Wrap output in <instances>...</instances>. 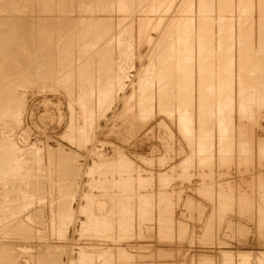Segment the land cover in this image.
Segmentation results:
<instances>
[{
	"label": "rangeland",
	"instance_id": "374dc122",
	"mask_svg": "<svg viewBox=\"0 0 264 264\" xmlns=\"http://www.w3.org/2000/svg\"><path fill=\"white\" fill-rule=\"evenodd\" d=\"M159 1L131 0L130 3H127V0H124V5L120 7L123 0H0V94L2 92L7 94L5 97L3 93L0 95L2 96V98L0 97V107L3 106L7 109L3 111L0 108L2 109L1 113H5H0V146H2L0 149H5L4 151L0 150V157L2 158L0 160L2 163L0 164V264H224L227 259L225 258L226 253H230L229 259L232 260L233 264H239L241 257H248V264H262L261 256L264 253V102L262 98L264 96L261 95L264 94L261 93L264 90V61L260 62L259 57L261 56L262 59L264 57V53H262L264 51L262 49L264 47V41L262 42V38L264 40V8L261 9L262 4L259 5V0H250L251 2L240 0V4L246 2L245 4L249 5V7L247 5L248 8L244 5L246 9L244 13V6L241 4V14L244 13L248 16H245L247 18L245 20V17L243 18L239 13L241 7H239L240 4L238 5L237 0H231L233 6H228L230 0L229 2L226 0L228 2L226 4H222L219 0L223 7L218 0H209L210 8L215 6V10H212L211 14L209 13L210 9L208 10L209 14L206 13V6L208 8L209 6L204 3H207V0H202L206 9L203 6L200 7L201 0H164V2L161 0L163 4H160ZM212 1L214 3H210ZM257 2H259L258 5ZM159 5H162L161 8ZM152 6H154L152 10H147ZM217 6L222 9L227 6L225 9L228 11L223 9L225 11L223 12ZM217 9L227 15L223 14L222 16V12L218 14L219 10ZM260 10L263 12H261L262 14L259 13ZM200 11L203 21H207L209 27L211 25L209 16L212 13L217 16L214 17L216 18L215 22L211 21L215 33L212 25L211 32H208L210 30L207 26L206 32L208 33H205L207 23L203 22L205 25L203 23L201 25L205 28L200 26L202 19H198L200 16H197V13L201 14ZM180 13L187 15L184 17ZM203 13H206V18H204L206 15L204 16ZM187 16L190 17L189 19L197 17L196 20L194 19L195 21L191 19L189 22V19H186ZM220 16H225L227 19L231 17V20L228 21H233L232 24L229 22L231 26L234 24L232 28L227 19H221ZM237 16H241L242 21ZM211 17L213 18V16ZM207 18L209 19L206 20ZM173 19H177V23L180 20L182 23L183 21L186 23L180 22L182 25L180 23L178 25L175 21L172 22ZM220 20L227 22V25L225 22L224 24L221 23ZM243 20L249 21L245 23ZM196 22L200 23L198 25L201 27L200 30L196 28ZM187 23L190 26L186 25ZM191 23L196 26L191 25ZM219 23H221L220 27ZM252 23L254 30L252 27L251 37H254L250 39L249 28ZM240 24L244 28L243 37L245 40L247 39L246 41L249 40V42L252 40L251 44L247 42L248 45L250 44L249 47L247 44L244 46L251 47L252 51L251 48L237 46L238 40L235 41L234 38L244 39L241 38L243 33L240 34L241 31L239 32V29L242 30L241 26H238ZM258 25H260L261 30L257 28ZM177 26L179 30L176 28ZM182 26L184 28L186 26L185 29L188 34L184 30L185 33L182 31L183 35L189 37L186 38L179 33ZM227 26L230 29L234 28L233 31H229ZM194 28L202 34H196L197 31H194ZM220 28H223L220 31L222 35L226 34L225 37H227L228 31L229 34H232V36L228 35L230 40L227 41L222 36L224 37L223 40L219 32ZM175 29L179 31L174 32L175 35L178 33L177 35L182 38L174 37L172 31ZM138 30L141 32L139 31V33ZM142 31L145 34L148 33L145 35L147 36L145 39H143ZM203 31L205 34L200 37L203 35ZM225 31L226 33H224ZM246 31L248 38L245 34ZM237 32H239L240 37L236 35ZM164 33L168 37L164 36ZM193 33L200 37V41L206 36L205 38L209 40H207L208 43L210 40L212 41L209 44L211 45L210 48L215 43V48L218 50L207 47L205 52L203 46L206 47L207 45L204 38L205 40L200 43L202 50L204 49L202 52L199 49L201 45L196 44V40L199 43V39ZM207 34L208 36L213 34L218 41L213 36V38L211 36H209L210 39L207 38ZM217 35L222 39L220 40ZM160 36L162 37L160 38ZM184 37L189 40L190 44L192 42L195 45L193 49L196 50L198 47L196 51L191 49L193 45L187 43L188 40L184 41L186 40ZM191 37L197 38L193 40L194 43L193 41L190 42ZM171 38L174 41H171ZM150 39L151 41H149ZM231 39L235 42L232 41L230 44ZM139 40L142 41V44ZM161 40L165 41V47L160 46L159 41ZM175 40H177V44L180 40V46L179 44L177 46ZM253 40L255 41L253 42ZM168 41H170V45H168ZM182 41H184L183 44ZM260 41L262 43H259ZM119 42L122 44L120 45ZM163 42L161 41V44ZM171 42H173L172 44L175 43L177 47H174L175 45L173 46ZM218 42L222 43L221 45H225L227 42L230 44V46L223 45V49L229 51H224L225 55L226 53L228 56L230 54L231 57L234 56L233 59L235 60L230 57L227 60L228 57L222 52L216 55V52L219 51L216 44L218 47L220 46V49L222 47ZM184 43H187L186 47L189 44L187 50ZM256 43L259 49L263 50L260 51L261 55L257 50ZM157 45L160 49L164 47V50L161 49V52L158 48L159 52H157ZM179 47L185 49L186 52L191 49L192 52H181L182 55L185 54L184 56L188 55L184 58L181 53H178L179 50H183ZM234 47L236 50H240L239 57L242 54L246 59L243 56L239 59L238 53L237 58L232 55L231 53L236 51ZM126 49L129 51L131 49L132 54L131 51L128 53ZM172 49H176V51ZM198 49L200 51V53L198 52L199 59H197ZM208 49L211 51L209 52ZM212 49L214 50L213 55L211 54ZM207 50L210 54L207 53ZM256 50L259 55H255ZM250 51L255 56V58L254 56L250 57L252 62L245 56L248 54L252 56ZM163 53L165 55L167 53L166 56L168 57L164 58V55L159 60L165 59L163 66L167 72L170 73L168 69L172 68L170 63L173 64L176 61L179 66L181 64L180 70H184L187 65L185 62L191 59L190 62H187L189 67L186 66L189 70L186 68L179 75V66L173 64V69L176 70V73L173 70L175 75L173 71H171L173 76L171 74V76L166 75L169 73L162 70L163 66L159 64V61L157 63L150 60L154 57L153 60L157 61L159 58L157 56H161ZM202 53L205 55L204 57L201 55ZM221 53L228 61L227 63L222 55L219 56ZM168 54L174 60L179 56L178 61L171 60ZM135 55L139 56L136 58ZM215 55L222 59L220 61L223 64L220 61L218 63L219 57L216 59ZM200 56L205 58L204 61H201ZM212 56L216 59L212 58L215 63L222 64L221 66L215 64L217 66L214 68V75L212 74L214 62H208ZM180 57L183 60H180ZM192 59L195 62H199V60L202 62L198 64L200 68L206 63L205 69L208 68L211 72L208 69L198 68L197 63H191ZM236 59L241 62L249 61L247 67H244L246 70L243 67L241 69L244 70L243 73L246 72L247 74H243L242 71L239 72L240 69H237L247 63L243 62L240 65L241 62L238 61L237 64L234 62ZM256 59L257 61H255ZM150 61L151 63L154 62L155 66L154 63L153 65L149 63ZM166 62H168L167 66ZM229 62L234 68L230 67ZM190 63L193 65L192 68ZM209 63L213 67L210 66L209 68ZM159 65L162 68L159 67L158 70ZM226 65L227 69L232 68L233 70L230 69L229 72V69L222 68L224 71L220 70V73L226 74V70L229 72L227 73L229 76L227 74L225 76L224 73L219 74L218 71L219 67L226 68ZM152 66L157 68L152 69ZM190 69L194 72H191ZM154 70L156 74L157 70L160 71L161 75L158 73V77L156 74H151L155 73ZM162 71H164V75H162ZM202 71L204 73L207 71L209 74L206 72V76L202 75ZM234 72L233 75L239 72L241 75L239 73L238 75L241 79L245 76L246 78L240 80L238 75L232 77L231 74ZM183 73L184 77L182 78ZM177 74L179 78L176 77ZM188 74L195 76L192 77L195 84L198 82L193 88L192 80L189 81L190 84L188 82L191 79L190 76L188 79ZM242 74L244 77H241ZM211 75H213V79ZM148 76H151L150 81ZM174 76L178 80L185 78L187 80L184 81L187 82L182 80L177 82ZM170 77L171 79L174 77L173 81L175 79V84L172 85L173 88L175 86V90L172 88V91L169 86L174 82ZM199 77L204 78V80L205 77H208L206 78L208 81L202 80V83H199V81L201 82ZM217 77L220 79L224 77L225 79L222 81H219V78L215 79V82H220V84L216 82L215 85L218 84L222 87L227 85L226 81H228L230 86L233 85L231 87L233 95H229L231 92L228 85L226 86L227 89L226 87H219V90L214 88L215 85L212 83ZM236 77L241 83L245 81L242 83L243 87L245 86L243 94L240 93L242 92L241 89L238 92L241 83L239 84ZM161 78H167V80L164 79L165 83L164 81L162 83L168 85L169 91L166 89L167 85L164 87L162 85L163 88H161V82L159 83L162 81L159 80ZM170 80L172 83L169 85L166 82H170ZM149 82L151 83L148 85ZM179 82L183 84L181 85ZM177 83L180 86L185 85V87L179 85L177 87ZM187 83L190 87L188 89L186 88L188 87ZM143 84H145L146 90H153L152 93L150 90L142 91L145 90ZM151 84L153 88H151ZM198 84L202 89L196 88ZM205 85L210 87L206 86L204 90L202 86L205 87ZM12 86L15 88V90L12 89L16 94L11 93V88L8 90ZM207 87L209 90L206 91ZM182 88H186V90ZM220 88L224 92L225 89L229 91L230 99L222 96L224 93ZM4 89L7 90L4 91ZM180 89L184 90V93L180 92ZM192 89L196 90L193 92ZM211 89L214 92L218 91V94L216 92L215 94L214 92L210 93ZM187 90L190 93H187L186 96ZM198 90L202 94L203 90L208 92L210 96L214 94L211 97V99L216 97L215 100L213 99L214 102L213 100L210 101L209 95L207 96L205 92L202 95ZM258 90L261 91L260 95ZM157 91L158 93L163 91V93L157 94ZM166 91L168 94L171 92L168 95ZM177 92L178 94L175 95ZM219 92L224 98L220 97V102H223L224 106L226 102L227 105L229 104L230 108L228 109L231 114H228V110L226 111V106L222 107L228 113L223 111V108L222 110L219 109L221 106L217 108L218 105L215 104L222 116L216 111V108L213 109L216 111L215 113H212V109L208 108L214 107L212 104L219 102L216 100L220 96ZM144 93L148 94L145 96L148 98H146L147 100H149L148 96L153 95L150 99L152 103L143 99ZM13 94L18 97L13 96ZM192 94H195V102ZM160 95H164L165 98L168 96L170 98L173 95L175 100L173 99L174 101L170 105L169 100L172 98H167L169 100L166 99L164 102L163 99L165 98L163 96L161 98ZM176 96L180 97L179 101L181 100L183 104L178 101ZM182 96L184 98H181ZM13 97H16V100L20 97L22 100L16 101ZM188 97L190 99L193 97L191 104H188V100L190 103ZM12 98L16 102L11 101ZM160 98L163 107H160L161 104H159L160 106L157 108ZM200 98L202 99L200 100ZM239 98H244L241 100L245 102L244 107L246 105L244 110L243 102H241L242 104L238 102ZM225 99L228 100L225 101ZM204 100L206 102L209 100L211 106L207 104L208 102L205 104ZM257 100L263 103L261 104ZM1 101L3 105H1ZM10 101L14 104L11 105ZM184 101L186 102L185 106H191L194 103L195 105L189 106V110H187L185 109L187 107H182ZM197 101L200 104L199 102L196 103ZM85 102L88 104L86 105ZM6 103L8 104L6 105ZM16 103L21 106L15 107ZM164 103L167 107L163 105ZM239 103L242 108H240ZM143 104L149 105L147 109L149 115L140 117V108ZM201 104L203 106L200 107ZM13 105L15 109H19L18 112L17 109L13 111ZM205 106L206 110L204 109ZM181 107L184 110H180ZM163 108H169V110L170 108L171 110L178 108L179 111L176 110V112L174 109L172 111L174 113L171 112L170 114L169 110L167 112ZM199 108H202L203 111ZM9 109L12 111L9 112ZM185 110L186 113L184 114ZM198 110L206 116L211 117L213 114L211 119H215L210 121L209 116L205 118V115H202L201 117L202 113ZM151 111L154 113L150 115ZM207 111L210 112L207 113ZM12 113L14 115H10ZM186 115H190L192 121ZM229 115L232 121L230 118L227 119ZM221 117L224 119H220ZM207 119L210 121H208L209 123ZM3 120L6 121V125H4ZM219 120L222 122L219 123ZM188 121H190L189 125ZM229 121L232 122V125ZM202 122L206 124H202ZM191 123L193 124L192 127ZM223 123L228 127L219 128V126L224 125ZM183 126L187 129L184 130L185 127ZM226 128L232 129L229 132ZM188 131L189 134H187ZM222 131L225 134L221 133ZM4 140L5 142H3ZM224 141L229 144H224ZM13 143L17 146L15 147ZM11 144L15 148H11ZM14 149L15 155L12 151ZM2 152L8 156L11 155V162L8 160L10 157L7 156V159L6 155L4 156V159L10 163L6 160L3 161L2 156L4 154H1ZM17 158L18 163H16L17 161L14 162ZM150 197H152V206L149 207L148 200ZM144 201L148 203L147 206ZM241 252H246L248 255ZM81 253L87 254L80 262ZM124 256L128 258L126 257V259Z\"/></svg>",
	"mask_w": 264,
	"mask_h": 264
},
{
	"label": "bare ground",
	"instance_id": "6f19581e",
	"mask_svg": "<svg viewBox=\"0 0 264 264\" xmlns=\"http://www.w3.org/2000/svg\"><path fill=\"white\" fill-rule=\"evenodd\" d=\"M129 1L131 2V0H127V3H128ZM162 1L164 2V0H162ZM162 1H161V0L159 1V2H161L160 4H163ZM184 1H185V0H184ZM203 1H205V0H203ZM203 1L201 0V2H200V3H201V6H200L201 8H202V6H203V4H202ZM208 1H209V0H207V3H204V4L207 5V4L209 3ZM218 1H219V0H218ZM218 1H216V2H218ZM237 1H238V5H239V4H240V2H239L240 0H237ZM242 1H243V0H242ZM248 1H250V0H248ZM248 1L246 0V2H248ZM253 1H254V0H253ZM130 2H129V3H130ZM142 2H144V1H142ZM224 2H225V3H224ZM226 2H227L226 0H225V1H222V0H221V3H222V4H226ZM228 2H229V0H228ZM228 2H227V3H228ZM231 2H233V1L230 0V3H231ZM244 2H245V1H244ZM246 2H245V3H246ZM250 2H251V1H250ZM259 2H260L259 5L262 4V5H261V9L263 10V8H264V0H259ZM259 2H257V5H258ZM122 3H123V4H122ZM125 3H126V2H125ZM183 3H184V2H183ZM187 3H188V2H187ZM210 3H214V2L212 1V2H210ZM221 3H220V1H219V4L223 7V5H222ZM230 3H229V4H230ZM235 3H236V2H235ZM245 3H242V2H241V4H242L243 6L245 5V6L247 7L248 4L246 5ZM54 4H55V3H54ZM118 4H120V3L118 2ZM219 4H217V5L220 6ZM229 4H228V6H233L232 3H231V5H229ZM241 4H240L239 7H241ZM249 4H250V3H249ZM252 4H254V3L252 2ZM121 5H124V0H123V2H121L120 7H121ZM198 5H200V4L198 3ZM206 5H205V6H206ZM210 5H211V4H210ZM212 5H214V4H212ZM238 5H237V7H238ZM250 5H251V4H250ZM254 5H255V4H254ZM154 6H155V5H154ZM154 6L148 8L147 10H152V8H154ZM156 6H158V5H156ZM160 6H162V5H159V7H160ZM181 6H183V5H181ZM181 6H180V7H181ZM205 6H203V8H205ZM208 6H209V4H208ZM218 6H217V7H218ZM245 6H244V9H243V10H244V13H245V11H246ZM252 6H253V5H252ZM262 6H263V7H262ZM114 7H115V5H114ZM214 7H215V6H211V8H212V9H211L210 6H209V8L206 6V8H207V12H206V13H207V14H209V13L211 14L212 10H215ZM235 7H236V6H235ZM235 7H234V8H235ZM239 7H238V8H239ZM248 7H249V5H248ZM248 7H247V8H248ZM253 7H254V6H253ZM253 7H252V8H253ZM109 8H110V7H109ZM112 8H113V7H112ZM112 8H111V9H112ZM117 8H118V7H117ZM155 8H156V7H155ZM160 8H161V7H160ZM181 8H182V7H181ZM193 8H194V7H193ZM198 8H199V6H198ZM198 8H197V9H198ZM201 8H200V10H201ZM206 8H205V9H206ZM213 8H214V9H213ZM218 8H220V10L222 9L221 7H218ZM225 8H227V6H225ZM225 8H223V9L226 10V11H228V10L225 9ZM229 8H231V7H229ZM229 8H228V9H229ZM119 9H120V8H119ZM164 9H165V8H164ZM166 9H167V8H166ZM190 9H191V8H190ZM197 9H196V10H197ZM205 9H204V10H205ZM209 9H210V12L208 13V10H209ZM223 9H222V11L225 12ZM236 9H237V8H236ZM250 9H251V6H250ZM259 9H260V8H259ZM24 10H25V9H24ZM177 10H178V9H177ZM217 10H219V9H217ZM220 10L218 11V14H220L219 12H222V11H220ZM233 10H234V9L232 8V11H233ZM239 10H240V9H239ZM251 10H252V9H251ZM25 11H26V10H25ZM84 11H85V10H84ZM117 11H118V10H117ZM129 11H130V10H129ZM202 11H203V10H202ZM205 11H206V10H205ZM232 11H231V12H232ZM252 11H253V10H252ZM258 11H259V10H258ZM263 11H264V10H263ZM49 12H50V11H49ZM96 12H97V11H96ZM145 12H146V11H145ZM197 12H198V11H197ZM200 12H201V11H200ZM213 12H214V11H213ZM223 12H222V16H223V14H225V13H223ZM233 12H234V11H233ZM233 12H232V13H233ZM238 12H239V11H238ZM241 12H242V7H241V10H240L239 13L241 14ZM261 12H262V11L260 10L259 13H261ZM151 13H152V12H151ZM206 13H203L204 16L206 15ZM229 13H230V12H229ZM244 13H243V15H244ZM247 13H248V10H247ZM247 13H246V14H247ZM262 13H263V12H262ZM262 13H261V14H262ZM53 14H54V13H53ZM216 14H217V13H216ZM218 14H217V15H218ZM261 14H260V16H261ZM263 14H264V13H263ZM2 15H3V13H2ZM177 15H178V13H177ZM177 15H176V17H177ZM180 15L182 16V15H184V14H181V13H180ZM186 15H187V14H186ZM186 15H184V17H185ZM190 15H191V14H190ZM190 15H188V16H190ZM201 15H202V12H201L200 15H199V13H197V16H200V17H201ZM226 15H227V14H225V16H226ZM231 15H232V14H231ZM241 15H242V14H241ZM243 15H242V17L244 18L246 15H244V16H243ZM100 16H101V15H100ZM178 16H179V15H178ZM188 16H187V17H188ZM191 16H192V15H191ZM197 16H196V17H197ZM208 16H209V15H208ZM211 16H213V18H212ZM211 16H209V18H211V19L207 18L206 20L209 19L210 24L212 25V22H211V21L215 22V19H216V18H214V17H217V16H215V14L213 15V13H212ZM218 16H219V15H218ZM222 16H220L219 18H221V19H222V18H223V19H227V18H225V16H224V17H222ZM262 16H263V15H262ZM89 17H90V16H89ZM142 17H143V16H142ZM145 17H146V16H145ZM193 17H194V16H193ZM196 17H195V18H196ZM200 17H198V19H202L201 22H200L201 24L199 23L200 26L203 25L204 23H207V21H206V22L203 21V18H202V17L200 18ZM206 17H207V15H206L204 18H206ZM232 17H233V16H232ZM237 17H238V16H237ZM239 17H240V18H239ZM239 17H238V18L241 19V21H242L243 18H241V16H239ZM246 17H248V16H246ZM246 17L244 18L245 20L247 19ZM37 18H38V17H37ZM96 18H97V17H96ZM152 18H153V17H152ZM173 18H174V16H173ZM189 18H190V17H188V18H186V19H189ZM195 18H194V19H195ZM230 18H231V17H229V18L227 19V22H228V23L231 22V21H228ZM259 18H260V17H259ZM2 19H3V18H2ZM66 19H67V18H66ZM186 19H185V20H186ZM191 19H193V18L191 17ZM191 19H189V22H191V21H190ZM194 19H193V21L196 20V19H195V20H194ZM212 19H214V20H212ZM24 20H25V19H24ZM92 20L94 21V18H92ZM121 20H122V19H121ZM135 20H136V19H135ZM176 20H177V19H175V20L173 19L172 22L174 23V21H175V22L177 23ZM179 20H180V19H179ZM182 20H183V18H182ZM204 20H205V19H204ZM230 20H231V19H230ZM102 21H103V20H102ZM142 21H143V20H142ZM151 21H152V19H151ZM217 21H218V18H217ZM241 21H240V22H241ZM243 21H244V20H243ZM248 21H249V20H248ZM248 21H246V22L244 21V22L247 23ZM263 21H264V17H263ZM263 21H262V23H263ZM146 22H147V21H146ZM180 22H181V20L179 21V23H180ZM184 22L186 23V21H183V23H182V22H181V23L184 24ZM187 22H188V21H187ZM198 22H199V20H198ZM203 22H204V23H203ZM220 22H221V20H220ZM224 22H225V21H222L221 23L224 24ZM227 22H225V23H226L225 25H227ZM232 22H233V21H232ZM232 22H231V24H232ZM61 23H62V22H61ZM144 23H145V22H144ZM173 23H172V24H173ZM176 23H175V24H176ZM179 23H177V24L179 25ZM181 23H180V25H182ZM202 23H203V24H202ZM217 23H218V22H217ZM221 23H219V27H220ZM241 23H242V22H241ZM245 23H243L244 26H245ZM259 23H260V20H259ZM262 23H261V26H263ZM141 24H142V23H141ZM151 24H152V23H151ZM175 24H174V25H175ZM193 24H194V23H193ZM193 24L191 23V25H193ZM196 24H197V27H196V28H198V30H200L199 28L204 27V26L199 27V26H198L199 24H198L197 22H196ZM208 24H209V23H207L206 25L204 24V25L206 26V28H207ZM213 24H215V23H213ZM229 24H230V23H229ZM229 24H228V25H229ZM231 24H230L229 26H231ZM142 25H144V24H142ZM186 25L190 26V24H188V23H187ZM194 25H195V24H194ZM211 25H210V27L208 26V27H209V30H210V28H211ZM233 25H234V24H233ZM233 25H232V26H233ZM235 25H236V24H235ZM246 25H247V24H246ZM251 25H252V26H250V24H249V26H250V28H249V29H250V31H249V32H250V33H249L250 37H251V35H252V34H251V29H252V27L254 26V24L252 23ZM149 26H150V25H149ZM172 26H173V25H172ZM188 26H187V27H188ZM195 26H196V25H195ZM214 26H215V25H214ZM229 26H227L226 28H229V31L231 30V32H232L234 28H233V29H230ZM232 26H231V28H232ZM238 26L240 27L241 24L238 25ZM258 26H259V27H257V28H259V30H261L260 25H258ZM94 27H95V26H94ZM145 27H146V26H145ZM182 27H183V28H182ZM182 27L180 28V29H181L180 32L178 31V30H179V29H178V28H179L178 26L176 27L178 30L175 29V31H172V30H171V31H172V33H174V32L177 31V32L181 33L182 36H185V35H183L182 31L184 32V30H185V32H186V29H185L186 26H185V28H184V26H182ZM212 27H213V25H212ZM221 27H222V26H221ZM224 27H225V26H224ZM224 27H223V28H224ZM242 27H243V26H241V28H242ZM140 28H141V27H140V25H139V29H140ZM142 28H143V26H142ZM150 28H151V27H150ZM150 28H149V29H150ZM166 28H167V27H166ZM170 28H171V27H170ZM170 28L168 29V30H169V33H170ZM173 28H174V26H173ZM192 28H193V27L191 26V29H192ZM204 28H205V27H204ZM223 28H220V29H219V32H220V33H221L220 30L223 29ZM236 28H237V27H236ZM263 28H264V27H263ZM42 29H43V28H42ZM182 29H183V30H182ZM202 29H203V28H202ZM202 29H201V30H202ZM211 29H212V28H211ZM238 29H239V28H238ZM247 29H248V26H247ZM249 29H248V30H249ZM144 30H145V28H144ZM164 30H165V29H164ZM187 30H190V29L187 28ZM192 30H193V29H192ZM195 30H196V29L194 28V31H195ZM207 30H208V28L205 30V33L211 32V30L208 31V32H206ZM213 30H214V27H213ZM224 30H225V28H224ZM235 30H236V29H235ZM248 30H247V31H248ZM253 30H254V27H253ZM259 30H258V31H259ZM262 30H263V29H262ZM131 31H132V30H131ZM139 31H140V30H138V32H139ZM190 31H191V30H190ZM196 31H197V30H196ZM216 31H218L217 28H216ZM222 31H223V30H222ZM226 31H228V29H226ZM226 31H225L224 33H226ZM229 31H228V32H229ZM240 31H241V32H240ZM243 31H244V28H242V30L239 29L240 34H242ZM247 31L245 32V34L247 33ZM140 32H141V31H140ZM140 32H139V33H140ZM146 32H147V29H146ZM164 32H165V31H164ZM185 32H184V33H185ZM197 32H199V33H197ZM197 32H196V34H199V35L202 34L200 31H197ZM212 32H213V31H212ZM228 32H227V34H228L229 36H232V34H231V33L229 34ZM234 32H235V31H234ZM239 32H237L238 34H236V35H238V36L240 37ZM262 32H263V31H262ZM167 33H168V31H167ZM205 33H204V31H203V35L200 36V37H203ZM214 33H215V30H214ZM106 34H107V33H106ZM147 34H148V33H147ZM147 34H145V33L142 31V35H143V37H144L143 39H145V37H147V36H145V35H147ZM177 34H178V33H177ZM177 34L175 35V33H174L173 35H174V37H176V38L178 39L179 36H178ZM186 34H187V32H186ZM190 34H191V32H190ZM210 34H211V33H210ZM247 34H248V33H247ZM247 34H246V37H247ZM261 34H262V33L260 32V35H261ZM149 35H150V34H149ZM173 35H172V37H173ZM179 35H180V34H179ZM187 35H188V34H187ZM191 35H192V34H191ZM191 35H190V36H191ZM193 35H194V33H193ZM214 35H215V34H214ZM220 35H221V37H222V36H224V37L226 36V34L222 35V33H221ZM228 35H227L228 38L225 37V40H227V41H228V39L230 40V38H229ZM253 35H254V34H253ZM260 35H259V36H260ZM164 36H166L165 33H164ZM194 36L196 37L197 35H194ZM194 36H192V37H194ZM207 36H208V34H207ZM209 36H211V35H209ZM209 36H208L207 38H209ZM212 36H213V34H212ZM212 36H211V37H212ZM218 36H219V35H217V37H218ZM233 36H234V33H233ZM238 36H237V37H238ZM243 36H244V33H243V35H242L241 38H244ZM47 37H48V36H47ZM75 37H76V36H75ZM138 37H141V36L138 35ZM161 37H162V36H160V38H161ZM166 37H168V36H166ZM170 37H171V34H170ZM180 37H181V36H180ZM180 37H179V38H180ZM185 37H186V36H185ZM185 37H184V38H185ZM187 37H189V36H187ZM187 37H186V38H187ZM192 37H191L190 42L193 41V40H196V39H197V38H196V39H195V38L193 39ZM197 37H198V36H197ZM200 37H198V39H199ZM205 37H206V36H205ZM205 37H204V38H205ZM213 37H214V36H213ZM213 37H212V38H213ZM219 37H220V36H219ZM221 37H220L219 39L221 40V39L223 38V40H224V37H222V38H221ZM253 37H254V36H252L250 39H252ZM262 37H263V36H262ZM262 37H260V38H262ZM102 38H104V37H102ZM129 38H130V36H129ZM181 38H182V37H181ZM186 38H185V39H186ZM204 38H203V40L206 39V38H205V39H204ZM214 38H215V40L217 39L216 37H214ZM241 38H240V39H241ZM247 38H248V37H247ZM146 39H147V38H146ZM162 39L165 40L166 38H162ZM171 39H172L171 41H174L173 38H171ZM189 39H190V38H189ZM209 39H210V38H209ZM234 39H235V41H237V40L239 41V42L237 41V44H238L237 46H239L240 48H241V47H243V48H247V47L244 46V44H247V42H249V40L246 41L247 39L245 40V38H244V39H241L242 41L239 40L238 38H234ZM236 39H237V40H236ZM129 40H130V39H129ZM137 40H138V39H137ZM141 40H142V39H141ZM159 40H160V39H159ZM169 40H170V39H169ZM187 40H188V39H186V40H184V41L186 42ZM203 40H202V41H203ZM207 40H208V39H206V41H205V44H206L207 46H206V47L203 46V47L205 48V52H206V48H207V47H209V49H211L212 47H213L214 49H216V48H215V43H214V42H216V41L213 39V40H214V42H213L214 44H213V43H212V44H213L214 46H212V47L210 48L211 45H209V44H211L212 41L210 40V43H208ZM244 40H245V41H244ZM47 41H48V40H47ZM149 41H151V39H150ZM161 41L163 42V40H161ZM161 41H159V42H160V43H159L160 46H161V45L164 46L165 41L163 42V44H161ZM179 41H180V40H178V44H179ZM184 41H182V44H183ZM196 41L198 42V40H196ZM196 41H195V42H196ZM202 41H200V39H199V43L196 42V44H200V43H202ZM208 41H209V40H208ZM217 41H218V39H217ZM232 41H233V39H231V41H230L229 43L231 44ZM235 41H233V42H235ZM251 41H252V40H251ZM251 41L249 42L250 44H251ZM254 41H255V40H253V42H254ZM263 41H264V40H263V38H262V42H263ZM45 42H46V41H45ZM116 42H117V41H116ZM139 42H140V40H139ZM143 42H144V41H143ZM169 42H170V41H168V45H170ZM220 42H222V41H220ZM224 42H225V41H223L222 43H224ZM253 42H252V45H254ZM262 42L260 41L259 43H262ZM140 43L142 44V41H141ZM149 43H151V42H149ZM172 43H173V42H171V44H172ZM175 43L177 44V40H175ZM175 43L172 44V45L174 46ZM187 43H189V40L187 41ZM187 43H184L185 47H186ZM193 43H194V41H193ZM203 43H204V42H203ZM218 43H219V42H218ZM222 43H219V44L221 45ZM227 43H228V42H227ZM227 43H225V45H224V44H223V45L226 46ZM257 43H258V42H257ZM257 43H256V44H257ZM119 44H120V42H119ZM121 44H122V43H121ZM121 44H120V45H121ZM165 44H166V43H165ZM178 44H177V46H178ZM189 44H190V43H189ZM189 44H188V46L185 48L186 50L188 49ZM191 44H192V42H191ZM191 44H190V45H191ZM230 44H227V46H228V45L230 46ZM233 44H234V43H233ZM250 44H249V45H250ZM68 45H69V44H68ZM127 45H128V43H127ZM127 45H126V46H127ZM184 45H183V47H184ZM192 45H193V44H192ZM192 45H191V46H192ZM200 45H201V44H200ZM208 45H209V46H208ZM216 45H217V48H219V51L216 52V55H218L217 53H220V52H222V53L225 55V52H227L228 50L226 51L225 49H223V48H224L223 45H221V46H222L221 49H220V46L218 47V44H216ZM247 45H248V44H247ZM247 45H246V46H247ZM249 45H248V47H249ZM260 45H261V44H260ZM260 45H259V46H260ZM263 45H264V44H263ZM114 46H115V45H114ZM166 46H167V45H166ZM173 46H172V47H173ZM177 46L175 45L174 47H177ZM179 46H180V44H179ZM75 47H76V46H75ZM127 47H130V46H127ZM127 47H126V48H127ZM164 47H165V46H164ZM164 47H163V48H164ZM174 47H173V48H174ZM181 47H182V46H181ZM199 47H200V46H199ZM239 47H237V48H239ZM256 47H258V44H257ZM79 48H80V47H79ZM122 48H123V47H122ZM130 48H131V47H130ZM158 48H159V47H158V45H157V49H158ZM163 48H161V49H163ZM170 48H171V47H170ZM179 48H180V47H179ZM193 48H195V45H193V47L191 48L192 50H195V49H193ZM197 48H198V47H197ZM197 48H196V50H197ZM227 48L229 49V47H227ZM227 48H226V49H227ZM230 48H231V47H230ZM250 48H251V47H250ZM250 48H247V49H250ZM127 49H129V48H127ZM127 49H126V50H127ZM135 49H136V48H135ZM159 49H160V48H159ZM159 49L157 50V52H159ZM161 49H160V51H161ZM166 49H168V47H166ZM166 49H165V50H166ZM180 49H183V48H180ZM185 49H183L182 51H180L179 49H177V50L180 51V52L178 51V53H181V52H186V51H184ZM189 49H190V48H189ZM191 49L188 50V51H189V52H192ZM199 49L202 50V45H201V47H200ZM199 49H198L197 53H198V52L200 53ZM209 49H208V50H209ZM234 49L236 50L235 47H234ZM255 49H256V48H255ZM255 49H254V50H255ZM262 49L264 50V47H262ZM163 50H164V49H163ZM172 50H173V51H174V50L176 51V49H172ZM196 50H195V51H196ZM203 50H204V49H203ZM203 50H202V52H203ZM208 50H207V53L210 54L209 52H210L211 50H209V52H208ZM216 50H218V49H216ZM221 50H222V51H221ZM238 50H239V49H238ZM238 50H236V51H238ZM257 50H259L258 52H259L260 55H261V52H260V51H263V50H261V48L259 49V47H258ZM257 50H256V52H257ZM127 51H128V53L131 51L130 53L132 54V50H131V49H130V51H129V50H127ZM136 51H137V50H136ZM173 51H172V52H173ZM188 51H187V52H188ZM195 51H193V53H194ZM213 51H214V50L212 49V53H211L212 55H213ZM224 51H225V52H224ZM231 51H232V50H231ZM236 51H234V52H236ZM241 51H243V50H241ZM251 51H252V48H251ZM251 51H250V52H251ZM45 52H46V51H45ZM71 52H72V51H71ZM157 52H156V53H157ZM161 52H162V51H161ZM163 52H164V51H163ZM165 52H166V51H165ZM165 52H164V53H165ZM187 52H186V53H187ZM228 52H229V51H228ZM234 52H232L231 54L236 56L237 53H238V57H239V52H240V50H239L238 52H236V54H234ZM246 52H247V51H245V53H246ZM253 52H255V51H253ZM258 52H257L255 55H257ZM134 53H135V52H134ZM138 53H139V52H138ZM156 53H154V54L156 55ZM164 53H163V55H161V56L158 55L157 57H159V58L156 57V58L158 59L157 61L153 60L154 57H153L152 59H150V60H152V61H154V62H157V63H158V61H159V62H160L159 64L163 66L164 63H165V62H163V61H165L164 58L168 57V56H166L168 52L166 53V55H165ZM178 53H177V55H179V56H181V55L183 54V53H181V55H180V54H178ZM195 53H196V52H195ZM199 53L197 54L198 56L195 55V56L198 57L197 59H199ZM214 53H215V52H214ZM222 53L219 54V56L222 55V56H223L222 58L225 59V58H224V55H223ZM241 53L245 54L244 52H241ZM247 53H248V52H247ZM262 53H264V51H263ZM161 54H162V53H161ZM171 54H172V56H173V53H171ZM188 54H190V53H188ZM251 54H252V52H251ZM136 55H137V54H136ZM136 55H135V57L137 58L139 55H138V56H136ZM164 55H165V56H164ZM168 55H169V58H170V57H171L170 54H168ZM177 55H176V56H177ZM184 55H185V54H184ZM184 55H182V56H184ZM193 55H194V54H193ZM201 55H203V53H202ZM216 55H215V57H216ZM258 55H259V54H258ZM71 56H72V55H71ZM128 56H129V55H128ZM153 56H154V55H153ZM162 56H164V58H162V59H164V60H163V61H162V60L160 61L159 59H160ZM179 56H177V57H176L177 59H175V60L178 61V57H179ZM182 56H181V57H182ZM186 56H188V55L186 54ZM186 56H184V58H185ZM190 56H191V55H190ZM190 56H189V57H190ZM204 56H205V55H203V57H204ZM206 56H208V55L206 54ZM210 56H211V55H210ZM219 56H217V57H219ZM225 56L228 57V58L226 57L227 60L229 59V57L232 58V59L234 58V56L231 57L230 54H229V56H228L227 53H226ZM241 56H243V55L241 54ZM241 56H240V57H241ZM245 56H247L248 60L251 61V58H252L254 55L252 54V56H250V54H248V55H245ZM181 57H180V60L182 59ZM200 57H201V56H200ZM217 57H216V59H218ZM220 57H221V56H220ZM220 57H219V59L217 60L218 63H219L220 60H222ZM240 57H239V59H241ZM250 57H251V58H250ZM256 57H257V56H256ZM44 58H45V57H44ZM156 58H155V59H156ZM172 58H173V57H171L170 59H171V60H174V58H175V53H174V58H173V59H172ZM192 58H193V56H192ZM201 58H202V57H201ZM201 58H200V59H201ZM207 58H208V57H207ZM212 58H214V56H212L210 59H211V60H214V59H215V58H214V59H212ZM236 58H237V56H236ZM243 58H244V56H243ZM254 58H255V56H254ZM259 58L261 59L260 62H263V61H264V57H263V59L261 58V56H260ZM170 59H169V60H170ZM187 59H188V57H187ZM203 59H205V58H202L201 61H202ZM216 59H215V60H216ZM239 59H238V60L236 59V61H234V62H235V63L237 62V64H238V63H239L238 61H240ZM244 59H246V58H244ZM244 59H243V60H244ZM47 60H48V59H47ZM167 60H168V58H167ZM171 60H170V62H171ZM175 60H174V61H175ZM180 60H179V61H180ZM182 60H183V59H182ZM190 60H191V59H190ZM190 60L186 61L185 64L188 65L189 63H187V62H190ZM192 60H193V59H192ZM207 60H208V59H207ZM207 60H206V61H207ZM211 60H208V62H211V63L214 62V63H213V64H214V67H213L212 64H210V63H209L210 65H208V66H209V68H210V66L213 67V68L211 67V68L213 69V70H212V74H213L214 68H216L217 65H218V66H221L223 63H222L221 61H220V63H222V64H218V63L216 62L217 65L215 66V64H216V63H215V60H214V61H211ZM227 60L225 59L226 63L228 62ZM233 60H235V59H233ZM233 60H232V61H233ZM243 60H242V61H243ZM248 60H247V62H249ZM258 60H259V59H258ZM174 61H173V62H174ZM196 61H197V60H196ZM201 61L199 60L200 63H202ZM203 61H204V60H203ZM206 61H205V62H206ZM230 61H231V60H230ZM255 61H257V59H256ZM74 62H75V61H74ZM154 62H153V63H154ZM173 62H172V63H173ZM193 62H195V61L193 60L191 63H193ZM199 62H198V61L195 62V63H197L196 66L199 64ZM234 62H233V64H234ZM240 62H241V61H240ZM243 62H244V63H247L246 60H244ZM243 62H241L240 65H241ZM251 62H252V61H251ZM149 63H151V61H150ZM153 63H151V64L153 65ZM161 63H162V64H161ZM180 63H182V62H180ZM191 63H190V64H191ZM254 63H255V62H254ZM167 64H168V62H166V66H167ZM173 64H176V61H175ZM173 64H171V63L169 64V65L172 66V68L168 69V71H170V73L167 72V69H166V70L164 69V66H163V68H162V67H160V65H159V66H158V70H159V67H160V68H162V70L165 71V73H169V74H166V75H168V76H171V75H172V76H173V74H171V71L174 70L175 73H176L175 68L173 69ZM177 64H178V65H177ZM177 64H176V66H179V63H177ZM185 64L183 65V67L185 66ZM205 64H206V63H204V66H201L202 68H200L199 65H198V68H200V69H202V70L205 69V66H206ZM207 64H208V63H207ZM229 64H230V62H229ZM248 64H249V63H247L246 65L243 64L244 66L241 65V68H240V66H239L237 69H240L239 72H241V71H242V70H241L242 67H243V68H244L245 66L247 67ZM257 64H259V63H257ZM169 65H168V66H169ZM187 65H186V66H187ZM201 65H202V64H201ZM111 66H112V65H111ZM154 66H155V63H154ZM154 66H152V69L154 68ZM174 66H175V65H174ZM180 66H181V64H180ZM180 66H179V68L177 67L178 70H180ZM186 66L184 67L185 69H186L187 67H189V65H188L187 67H186ZM191 66H193V65L191 64L190 67H191ZM196 66H195V64H194V67H195V68H196ZM234 66H235V65H234ZM183 67H181V68H183ZM203 67H204V68H203ZM228 67H229V65H228ZM230 67L234 68L231 64H230ZM246 67H245V68H246ZM31 68H32V67H31ZM150 68H151V67H150ZM155 68H157V67H155ZM155 68H154V69H155ZM166 68H167V67H166ZM168 68H169V67H168ZM177 68H176V69H177ZM191 68H192V67H191ZM220 68H221V69H220ZM222 68H223V69H226V70L229 69V68L227 69V65H226V68H224L223 66H222V67H219V70H218V71H219V74H223V73H224V72L220 73V72H221L220 70L224 71ZM232 68H230V69H232ZM235 68H236V66H235ZM245 68H244V70H246ZM185 69H184V70H185ZM187 69L189 70V68H187ZM206 69H208V68H206ZM206 69H205V70H206ZM230 69L228 70L229 72H230ZM260 69H261V67H260ZM146 70H147V69H146ZM158 70H157V74H156V71H155V70H154L155 73H154V72L151 73V71H150V73H151V74H156V75L158 76V73L160 72V71H158ZM178 70H177V73H178ZM181 70H182V71H181ZM181 70L179 71V72H180L179 75H181V73L184 71L183 69H181ZM190 70H191V69H190ZM197 70H198V69H197ZM208 70H209V69H208ZM215 70H216V69H215ZM226 70H225L226 74L229 73V72H227ZM232 70H233V69H232ZM232 70H231V71H232ZM244 70H243V71H244ZM140 71H141V70H140ZM142 71H143V70H142ZM152 71H153V70H152ZM164 71H162V75H164V73H163ZM174 71H173V73H174ZM192 71H193V70H191V72H192ZM200 71H201V70H200ZM209 71L211 72V70H209ZM234 71H238V70H234ZM243 71H242L241 73H243ZM254 71H255V70H254ZM22 72H23V71H22ZM74 72H75V71H74ZM193 72H194V71H193ZM196 72H197V71H196ZM202 72L204 73V71H202ZM206 72H207V71H205L204 74L202 73V75H205ZM239 72H238V73H239ZM138 73H139V72H138ZM140 73H141V72H140ZM175 73H174V75H175ZM185 73H186V72H185ZM187 73H188V71H187ZM200 73H201V72H200ZM200 73H199V74H200ZM238 73H237L236 75H238ZM245 73H246V72H245ZM245 73H243V74H245ZM259 73H260V72H259ZM22 74H23V73H22ZM159 74H160V73H159ZM170 74H171V75H170ZM207 74H209V72H207ZM210 74H211V73H210ZM214 74H215V71H214ZM214 74H213V75H214ZM216 74H217V72H216ZM219 74H218V75H219ZM226 74L224 73L225 76H226ZM233 74H235V72L231 74L232 77H233V76H236V75H233ZM243 74H242L241 77H244ZM246 74H247V73H246ZM252 74H254V73H252ZM255 74H256V73H255ZM255 74H254V75H255ZM81 75H82V74H81ZM160 75H161V74H160ZM183 75H184V73H183L182 76H181L182 78L184 77ZM194 75H195V74H194ZM213 75H211V78H212V79H213V77H212ZM227 75H228V74H227ZM239 75H241V74L239 73ZM239 75H238L237 77H239ZM257 75H258V74H257ZM259 75H260V74H259ZM110 76H111V75H110ZM151 76H152V75H151ZM151 76H150V77H151ZM185 76H186V78H187V75H186V74H185ZM189 76L191 77V79L188 80V82H189V81L191 82V80H192V82H193L194 85H193V84H191V85H192V88H193V86L195 87V85H196L198 82H196V84H195V82L193 81V78L195 77V76L193 77V74H191V75L188 74V79H189ZM205 76H206V75H205ZM221 76H222V75H221ZM221 76H220V77H221ZM228 76H229V75H228ZM228 76H227V77H228ZM252 76H253V75H252ZM143 77H144V76H143ZM148 77H149V76H148ZM148 77H146V78H148ZM150 77H149V81H150ZM158 77H159V76H158ZM165 77H167V76H165ZM174 77H175V76H174ZM174 77H173V78H174ZM176 77H178V74L176 75ZM176 77H175V78H176ZM192 77H193V78H192ZM197 77H198V76H197ZM214 77H215V76H214ZM227 77H226V78H227ZM230 77H231V76H230ZM237 77H236V78H237ZM168 78H169V77H168ZM173 78H172V79H173ZM178 78H179V77H178ZM182 78H180L179 80H180V81L182 80L183 82H185L184 80H187V79H185V78H184V79H182ZM206 78H208V77H205V80H206ZM209 78H210V75H209ZM218 78H219V77L214 78V83H212V84L215 85V83L217 82V81L215 82V79L217 80ZM221 78H222V77H221ZM228 78H229V77H228ZM228 78H227V80H228ZM245 78H246V76H245ZM245 78H243V79H245ZM248 78H249V77H248ZM7 79H8V77H7ZM152 79H154L153 76H152ZM157 79H158V78H157ZM164 79L167 80V78H161V79H159V80H162V81H159V80H158L159 83L161 82V84H160L161 88H163L164 85H165V86L167 85V84H164V83H165V80H164ZM170 79H171V77H170ZM172 79H171V80H172ZM196 79H197V78H196ZM198 79L201 80V82L199 81V83H202V80H204V78L201 79L200 77H199ZM198 79H197V81H198ZM212 79H211V80H212ZM219 79H220V78H219ZM223 79H225V78L223 77ZM223 79H220L219 81H222ZM229 79L232 81L231 78H229ZM239 79H240V80H243V79H241L240 77H239ZM239 79L237 78V81H239ZM253 79H254V77H253ZM253 79H252V80H253ZM69 80H70V79H69ZM145 80H146V79H145ZM171 80H170V82H168V81H169V80H168L166 83H168V84H169V83H172L173 80H172V81H171ZM179 80L176 78V81H177V82H178ZM205 80H204V82H205ZM1 81H2V80H1ZM110 81H112V80H110ZM141 81H142V80H141ZM146 81H147V80H146ZM146 81H145V82H146ZM163 81H164V83H162ZM174 81H175V79H174ZM174 81H173V82H174ZM207 81H208V79L206 80V82H207ZM209 81H210V80H209ZM224 81H226V80H224ZM233 81H234V80H233ZM248 81H249V80H248ZM115 82H117V81H115ZM120 82H121V81H120ZM152 82H153V81H152ZM154 82H155V81H154ZM186 82H187V81H186ZM186 82H185V83H186ZM190 82H189V84H190ZM211 82H212V81H211ZM244 82H245V81H243L242 83H244ZM252 82H253V81H252ZM88 83H89V82H88ZM141 83H142V82H141ZM146 83H147V82H146ZM150 83H151V82H149L148 85H149ZM185 83H184V84H185ZM217 83H218V82H217ZM223 83L225 84V82H223ZM226 83H227V85L229 86V88H230L229 90H230V92H231V93H229V95H233V94H232V91H233V90H231V87L233 86V85H232L233 83H232V84L230 83L232 86H230V85L228 84V81H226ZM240 83H241V82L239 81V84H240ZM242 83H241V85H239L240 87L238 88V89H239L238 92H240V89L242 90V92H240L241 94H243V93H244L243 91L245 90V86L243 87ZM254 83H255V82H254ZM1 84H2V83H1ZM19 84H20V83H19ZM22 84H23V82H22ZM22 84H21V85H22ZM70 84H71V82H70ZM118 84H119V83H118ZM153 84H154V83H153ZM173 84H175V82L172 83L171 86H169V87H171V91H172V88H173V87H172ZM179 84H181V82H179ZM179 84L177 83L176 86L178 87ZM182 84H183V83H182ZM182 84H181V85H182ZM189 84L187 83V86H188V87H186L187 89L190 88V87H189ZM212 84H211V86H213ZM218 84H220V82H219ZM218 84H216V85H218ZM236 84L238 85L237 82H236ZM260 84H261V83H260ZM2 85H3V84H2ZM143 85H144L143 87L145 88V84H143ZM148 85L146 84V87H148ZM162 85H163V87H162ZM169 85H170V84H169ZM201 85H202V84H201ZM216 85H215V87H214L215 89H218L219 87H221V86L218 85L217 88H216ZM222 85H223V84H222ZM227 85L225 84V86H222V87H226ZM237 85H236V87H238ZM244 85H245V84H244ZM246 85H247V84H246ZM248 85H249V84H248ZM256 85H257V84H256ZM262 85H263V84H262ZM5 86H7V85H5ZM150 86H151V88H153L152 84H151ZM154 86H155V85H154ZM158 86H159V85H158ZM160 86H159V87H160ZM179 86H180V85H179ZM197 86L199 87V88L196 87L197 89H200V88H201V87L199 86V84H198ZM206 86H209V85H205V87L202 86V87L204 88V90H205ZM234 86H235V85H234ZM249 86H250V85H249ZM258 86H259V85H258ZM7 87H8V86H7ZM159 87H158V89H159ZM166 87H167L166 89H168L167 91H169L170 89H169L168 85H167ZM180 87H185V85L180 86ZM180 87H179V88H180ZM209 87H210V86H209ZM222 87H221V88H222ZM242 87H243L244 89H243ZM10 88L12 89V88H14V87H13V86H12V87H9L8 90H9ZM174 88H175V86H174ZM174 88H173V89H174ZM186 88H185V89L182 88V89L186 90ZM211 88H212V87H211ZM214 88H213V89H214ZM221 88H220V89H221ZM227 88H228V87H226V89H227ZM246 88H247V86H246ZM257 88H258V87H257ZM257 88H256V90H257ZM11 89H10L11 93L14 92L13 89H12V90H11ZM89 89H90V88H89ZM142 89H143V88H142ZM146 89H147V88H145V90H146ZM201 89H202V88H201ZM226 89H225V92H224V90L221 89V90L223 91L224 94H225L226 91H227ZM232 89H233V88H232ZM234 89H235V88H234ZM6 90H7V89H4V91H6ZM14 90H15V88H14ZM145 90H142V91L147 92V91L150 90V89H148V90H146V91H145ZM156 90H157V89H156ZM162 90H163V89H162ZM174 90H175V89H174ZM178 90H179V89H178ZM184 90H181V89H180V92L182 91V93H184ZM193 90H194V89H192V91H193ZM195 90H196V89H195ZM195 90H194V91H195ZM204 90L202 91L203 94H202L199 90H198V91H199L200 94H202V95H204V92H205V94L208 96L209 94H208V92L206 93V91L209 90V88L207 87L206 91H204ZM218 90H219V89H218ZM10 91H9V92H10ZM150 91H151V90H150ZM152 91H153V90H152ZM152 91H151V93H152ZM164 91H165V89H164ZM167 91H166V92H167ZM171 91H170V92H171ZM190 91H191V89H190ZM194 91H193V92H194ZM222 91H221V93H222ZM258 91H259V90H258ZM170 92H169V94H170ZM178 92H179V91H178ZM178 92L175 93V95L178 94ZM211 92H214V91H212V89H211V90H210V93H211ZM215 92L218 94V91H215ZM215 92H214V94H215ZM228 92H229V91H227V93H226L225 95L223 94L222 96H223V97L226 96V98H229ZM260 92H261V91H259V95H260ZM263 92H264V90H262V93H261V94H264ZM2 93H3V92H2ZM2 93H1V94H2ZM7 93H8V91H7ZM11 93H9V94L11 95ZM14 93L16 94V92H14ZM92 93H93V92H92ZM148 93H149V92H148ZM156 93H157V94H159V93L162 94L163 91H161V92H159V93H158V91H157ZM164 93H165V92H164ZM187 93L189 94L190 92L187 90V92H186V94H185L186 96H187ZM219 93H220V92H219ZM221 93H220V96L217 95V96H218V97H217L218 99H216V100H218L219 102H220V100H221V99L219 100V98L222 97V96H221ZM234 93H235V92H234ZM1 94H0V95H1ZM15 94H13V96H14ZM144 94H145V93H144ZM144 94H143V99H144L145 101L151 102L150 99H152V96H153V95H150L151 97L148 96V97H149V100H150V101H149V100H147V99H148L147 97H146L147 99L145 98V96L148 95V94H147V93H146L145 95H144ZM166 94H168V92H167ZM169 94H168V95H169ZM173 94H174V93H173ZM179 94H180V93H179ZM214 94H213V95H214ZM241 94H240V96L244 97V96L241 95ZM3 95H4V97L7 96V94L5 95V93H3ZM182 95H184V94H182ZM185 95H184V96H185ZM197 95H199V94H197ZM206 95H205V96H206ZM211 95H212V94H211ZM213 95H212V96H213ZM227 95H228V96H227ZM236 95H238V94H236ZM245 95H246V94H245ZM257 95H258V94H257ZM15 96L18 97L17 95H15ZM160 96H161V95H160ZM162 96H163V98H165L164 95H162ZM162 96H161V98H162ZM170 96H171V95H170ZM172 96H173V95H172ZM172 96H171L170 98H169V96L167 97V98H169V99L172 98V100H169V99L165 98V99H163V101L167 99V100L170 101V105H171V102L175 100V99H174V96H173V97H172ZM178 96H179V95H178ZM178 96H176V98H177L178 101H179V98H180V97L178 98ZM186 96H185V97H186ZM192 96L194 97L195 94H194V95L192 94ZM212 96L209 95L208 97H210V99H211ZM253 96H254V94H253ZM261 96L263 97L264 95H261ZM261 96H256V97L262 98ZM0 97L2 98V96H0ZM8 97H9V96H8ZM16 97H13V98L16 100ZM108 97H109V96H108ZM190 97H191V95H190ZM190 97H188V98L190 99ZM193 97H192L191 99H193ZM200 97H202V96H200ZM208 97H207V98H208ZM223 97H222V98H223ZM1 98H0V99H1ZM13 98H12V100H11V101H13V102L19 101V99L22 100V99L19 97V99L17 98V100L14 101ZM153 98H154V97H153ZM157 98H159V97H157ZM161 98H160V100H159L160 102L157 101V102H159V103L157 104V108H159V106H160L159 104H161L160 107H163V106H162V103H161ZM181 98H184V97L182 96ZM194 98H195V97H194ZM197 98L199 99V97H197ZM202 98H204V97H202ZM202 98H200V100H201ZM205 98H206V97H205ZM215 98H216V97L214 96L210 101H212L213 99L215 100ZM236 98H237V97H236ZM240 98H241V97H240ZM240 98H239V99H240ZM244 98H245V97H244ZM244 98H242V99H240V100L238 101V102H240V103L243 102V104L241 103V104L243 105V110H244V108L246 107V105H245V107H244V103H245V102H244V101H241V100H244ZM254 98H255V97H254ZM8 99H9V98H8ZM88 99H89V98H88ZM106 99H108V98H106ZM173 99H174V100H173ZM191 99H190V103H189V100H188V104H191V103H192V102H191V101H192ZM198 99H197V100H198ZM223 99H224V98H223ZM223 99H222V101H223ZM229 99H230V98H229ZM257 99H258V98H257ZM262 99H263V100H262ZM262 99H261V100L264 102V97H263ZM98 100H99V99H98ZM101 100H102V99H101ZM157 100H158V99H157ZM182 100H183V99H182ZM186 100H187V99H185V101H186ZM195 100H196V98L194 99V102H195ZM214 100H213V102H214ZM226 100H228V99H225V101H226ZM246 100H247V99H246ZM246 100H245V101H246ZM258 100H259V99H258ZM258 100H257V102H259ZM261 100H260V101H261ZM5 101H6V100H5ZM5 101H4V103H5ZM11 101H10V102H11ZM84 101H85V100H84ZM104 101H105V100H104ZM163 101H162V102H163ZM185 101H184V106H182V107H183V108H184V107H187V108H185V109L189 110V106H190V105L185 106V103L187 102V101H186V102H185ZM204 101H205V104H206L209 100H207V102H206V100H204ZM204 101H202V102L204 103ZM262 101L259 102V103L262 104V103H263ZM1 102H2V101H1ZM13 102H11L10 104H11V105L14 104ZM21 102H22V101H21ZM164 102H166V101H164ZM175 102H176V101H175ZM179 102H182V101L180 100ZM194 102H193V103H194ZM198 102H199V101H197L196 103H198ZM219 102H218V103H219ZM233 102H234V101H233ZM81 103H82V102H81ZM83 103H84V102H83ZM145 103L147 104V102H145ZM151 103H152V102H151ZM153 103H155V102H153ZM177 103H178V102H177ZM218 103L215 102L214 104H212V106H214V107L211 108V107H208V105H210L211 102H208V103H207V104H208L207 107L210 108V110L212 109V113H213V112L215 113L216 111L220 113V110H217V108H219V107L221 106V108H219V109L222 110V108H223L222 106H224V104H223V102H220L222 105H221L220 103H219V104H218ZM240 103H239V104H240ZM7 104H8V103H6V105H7ZM85 104H86V102H85ZM87 104H88V103H87ZM87 104H86V105H87ZM91 104H92V103H91ZM182 104H183V102H182ZM199 104H200V102H199ZM215 104L218 105L217 108H216V105H215ZM225 104H226V105H225L226 107H225V106H224V107H225V109L227 108L226 111L228 110L229 113L226 112L224 108H223V109H224L223 111H225V112L228 113V114H231V113H230V110L228 109V108H230V106H228L229 104L227 105V102H226ZM241 104H240V108H242V105H241ZM261 104H260V105H261ZM1 105H3V102H2ZM4 105H5V104H4ZM6 105H5V106H6ZM11 105H10V106H11ZM15 105H16L15 107H18L19 104L17 105V103H16ZM86 105H85V106H86ZM150 105H152V104H150ZM163 105L167 107V105H165V103H164ZM168 105H169V103H168ZM172 105H173V104H172ZM174 105H175V104H174ZM179 105H181V104L179 103ZM192 105H195V103L192 104ZM192 105H191L190 107H192ZM10 106H9V107H10ZM19 106H21V105H19ZM88 106H89V105H88ZM144 106H145V105L143 104V106L140 108V113H141V116H140V117H145V116L149 115V113H148V111H147L149 105H148V106L146 105L145 107H144ZM201 106H203V104H201L200 107H201ZM210 106H211V105H210ZM227 106H228V107H227ZM7 107H8V106H7ZM7 107H6V108H7ZM13 107H14V105H13ZM13 107H12V109H13ZM15 107H14L13 111H16V109H17V112H18L19 109H18V108L15 109ZM91 107L93 108V106H91ZM103 107H104V106H103ZM176 107H178V106H176ZM179 107H180V106H179ZM182 107L180 108V110H181V109L184 110ZM0 108H2L3 111H4V110H7V109H5V107L3 108V106H1ZM150 108H151V107H150ZM171 108H172V106H171ZM171 108H170V110H169V108H168V109H167V108H163V109H166V110H164V111L169 110V111H170V114H171V112L175 109V108H174L173 110H171ZM208 108H207V110H208ZM214 108H216V111H214V110H215ZM247 108H248V107H247ZM2 109H0V110H1L0 113L2 112ZM20 109H21V107H20ZM87 109H88V108H87ZM100 109H101V107H100ZM153 109H154V105H153ZM193 109H194V107H193ZM204 109L206 110V106L204 107ZM213 109H214V110H213ZM248 109H249V108H248ZM105 110H106V109H105ZM151 110H152V108H151ZM158 110H159V109H158ZM161 110H162V109H161ZM176 110L179 111L178 108L175 109V111H176ZM199 110H202V108H201V109L199 108ZM199 110H198V111H199ZM231 110H232V109H231ZM241 110H242V109H241ZM11 111H12V110L9 109V112H11ZM146 111H147V113H146ZM177 111H176V112H177ZM202 111H203V110H202ZM202 111H199V112L202 113V114H201V117H202V115H205ZM245 111H246V110H245ZM248 111H250V110H248ZM93 112H94V111H93ZM167 112H168V111H167ZM180 112L182 113V111H180ZM180 112H178V113L180 114ZM183 112H184V111H183ZM187 112H188V111H187ZM205 112H206V111H205ZM209 112H210V111H209ZM209 112L207 111V113H209ZM151 113H154V112L151 111V112H150V115H151ZM159 113H160V112H159ZM173 113H174V112H172V114H173ZM178 113H177V114H178ZM185 113H186V110H185L184 114H185ZM226 113H225V116H226ZM1 114H5V113H1ZM179 114H178V115H179ZM182 114H183V113H182ZM198 114H199V113H198ZM216 114H217V113H216ZM220 114H221V113H220ZM220 114H218V116H220ZM228 114H227V115H228ZM233 114H234V113H233ZM242 114H243V113H242ZM8 115H9V114H8ZM10 115H14V114L12 113V114H10ZM91 115H92V114H91ZM152 115H153V114H152ZM180 115H181V114H180ZM212 115H213V114H212ZM212 115H211V117H212ZM0 116H1V115H0ZM3 116L5 117V115H3ZM3 116H2V117H3ZM97 116H98V115H97ZM181 116H182V115H181ZM186 116H187V117L189 116V118H190V115H186ZM207 116H209V115H207ZM207 116L205 115L204 117L207 118ZM214 116H215V115H214ZM218 116H217V117H218ZM221 116H222V114H221ZM225 116H224V117H225ZM6 117H8V116H6ZM12 117H13V116H12ZM16 117H18V116H16ZM148 117H149V116H148ZM148 117H147V118H148ZM178 117H179V116H178ZM199 117H200V115H199ZM201 117H200V118H201ZM209 117H210V116H209ZM209 117H208V118H209ZM211 117H210V119H211ZM217 117H216V118H217ZM228 118H230V115L227 116V119H228ZM5 119H6V118H5ZM143 119H146V118H143ZM180 119H181V118H180ZM184 119H185V118H184ZM186 119H187V118H186ZM186 119H185V120H186ZM190 119H191V120H190ZM190 119H189V120L192 121V118H190ZM214 119H215V118H213V120H214ZM218 119H219V118H218ZM220 119H222V117H221ZM223 119H224V118H223ZM223 119H222V120H223ZM6 120H7V119H6ZM140 120H141V119H140ZM187 120H188V119H187ZM204 120H206V119H204ZM213 120L211 119L210 121H213ZM228 120H229V119H228ZM230 120L232 121L231 118H230ZM3 121H4V120H3ZM8 121H10V120H8ZM142 121H143V120H142ZM190 121H188V125H189ZM201 121H202V118H201ZM208 121H209V120L207 119V122H208ZM210 121H209V122H210ZM217 121H218V120H217ZM220 121H221V120H219V123H220ZM224 121H227V120H224ZM231 121H229L230 124L232 123ZM5 122H6V121H4V125L7 124V123L5 124ZM178 122L180 123V120H179ZM209 122H208V123H209ZM221 122H222V121H221ZM192 123H193V122H192ZM192 123H191V124H192ZM204 123H205V122H204ZM204 123L202 122V124H204ZM224 123H225V122H224ZM224 123H223V124H224ZM226 123H228V122H226ZM193 124H194V123H193ZM193 124L191 125V127L193 126ZM205 124H206V123H205ZM221 124H222V123H221ZM221 124H220V125H221ZM230 124H229V126L231 127L232 124H231V125H230ZM181 125H182V123H181ZM183 125H185V124H183ZM225 125H226V124L221 125V127L219 126V128H222V126H225ZM233 126H234V124H233ZM183 127H185V126H183ZM189 127H190V126H189ZM191 127H190V128H191ZM225 127H228V125L225 126ZM180 128L182 129V127H180ZM193 128H194V127H193ZM193 128H192V129H193ZM223 128H224V127H223ZM223 128H222V129H223ZM232 128H233V127H232ZM232 128H228V129L226 128V130H229V132H230V129H232ZM186 129H187V128L185 127L184 130H186ZM182 130H183V129H182ZM182 130H181V131H182ZM188 130H189V128H188ZM219 130H220V129H219ZM86 131H88V130H86ZM193 131H194V129H193ZM231 132H232V131H231ZM192 133H193V132H192ZM221 133L225 134V132H223V131H222ZM232 133H233V132H232ZM87 134H88V133H87ZM187 134H189V131L187 132ZM190 134H191V130H190ZM193 135H194V137H195V134H194V133H193ZM190 136H191V135H190ZM224 136H225V135H224ZM229 136H230V135H229ZM229 136H227V137H229ZM232 136H233V135H232ZM227 137H226V138H227ZM243 137H245V136H243ZM7 138L9 139V137H7ZM197 138H198V137H197ZM199 138H200V136H199ZM222 138H223V137H222ZM229 138H230V137H229ZM245 138H246V137H245ZM3 139H4V138H3ZM190 139H191V138H190ZM194 139H195V138H194ZM194 139H193V140H194ZM224 139H225V138H224ZM224 139H223V140H224ZM5 140H6V138H5ZM5 140H4L3 142H5ZM198 140H199V139H198ZM200 140H201V139H200ZM223 140H222V141H223ZM227 140H228V138H227ZM230 140H232V139H230ZM1 141H2V140H1ZM9 141H10V140H9ZM213 141H214V140H213ZM241 141H242V140H241ZM3 142H2V143H3ZM197 142H198V141H197ZM244 142H245V141H244ZM7 143H8V142H6V144H7ZM9 143H11V142H9ZM195 143H196V142H195ZM226 143H227V141H226ZM226 143H225V141H224V144H226ZM246 143H247V141H246ZM262 143H263V142H262ZM3 144H4V143H3ZM6 144H5V145H6ZM210 144H211V142H210ZM228 144H229V143H227V145H228ZM260 144H261V143H260ZM1 145H2V144H1ZM7 145L9 146V144H7ZM13 145H14L15 147L17 146V145H15L14 143H13ZM13 145L11 144V146H12L11 148H15ZM224 146L226 147V145H224ZM261 146H262V145H261ZM0 147H2V146H0ZM4 148H5V147H4ZM7 148L9 149L10 147H7ZM7 148H6V150H7ZM242 148H243V147H242ZM16 149H17V148H16ZM0 150H3V149H0ZM4 150H5V149H4ZM4 150H3V151H4ZM10 150H11V149H10ZM10 150H9V151H10ZM12 151L14 152V153H13V152H12V153L15 155V152H16L15 149L12 150ZM12 153H11V154H12ZM1 154H4V153L2 152ZM13 154H12V155H13ZM5 155H6V157H7L8 154H4V155L2 156L4 162H5V160H6V159H4V156H5ZM9 155H10V154H9ZM10 156H11V155H10ZM10 156H8V157H10ZM8 157H7V159H8ZM19 157H20V156H19ZM0 158H1V157H0ZM10 159H11V157H10L8 160L10 161ZM12 159H15V158L12 157ZM0 160H2V158H1ZM8 160H6V162H7ZM3 161H2V162H3ZM9 161H8V163L11 162V161H10V162H9ZM15 161H17L16 163H18V158H17V160H14V162H15ZM23 161H24V160H23ZM12 163H13V160H12ZM0 164H2V163L0 162ZM13 165H14V164H13ZM5 166H6V165H5ZM8 168H9V167H8ZM9 170H10V169H9ZM4 173H5V172H4ZM8 173H9V172H8ZM11 173H12V172H11ZM139 181H140V180H139ZM150 181H151V180H150ZM121 183H123V182H121ZM129 183H130V182H129ZM61 222H62V221H61ZM126 225H127V224H126ZM126 227H127V226H126ZM59 232H61V231L59 230ZM120 250H121V249H120ZM123 253H124V252H123ZM86 254H87V253H81V255H80V257H79V261H80V262L82 261L83 257H84ZM125 254H126V253H125ZM125 254H124V255H125ZM121 255H122V254H121ZM126 255H128V254H126ZM124 257H125V256H124ZM126 257H127V256H126ZM126 257H125V258H126ZM122 258H123V257H122ZM127 258H128V257H127ZM127 258H126V259H127Z\"/></svg>",
	"mask_w": 264,
	"mask_h": 264
},
{
	"label": "crops",
	"instance_id": "0c3cea01",
	"mask_svg": "<svg viewBox=\"0 0 264 264\" xmlns=\"http://www.w3.org/2000/svg\"><path fill=\"white\" fill-rule=\"evenodd\" d=\"M147 181V180H146ZM150 181V180H149ZM148 182V181H147ZM146 182V183H147ZM145 202V201H144ZM148 202H149V207L150 206H152V197H150L149 198V200H148ZM146 203V206L148 205V203L147 202H145ZM160 218V217H159ZM160 231H161V229H160ZM163 234H164V232L163 231H161ZM241 253H243V254H246V255H248L246 252H241ZM240 253V254H241ZM230 253H226L225 254V258H227L226 259V261H225V263L224 264H233L232 263V260L231 259H229L230 258V255H229ZM263 254V256H261L262 257V264H264V253H262ZM248 257H241V260H240V262H239V264H248L247 263V261H248V259H247ZM207 259V258H206Z\"/></svg>",
	"mask_w": 264,
	"mask_h": 264
}]
</instances>
